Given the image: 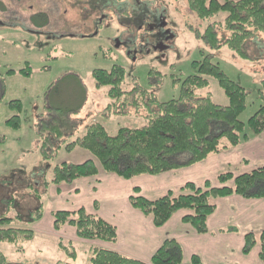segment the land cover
Returning a JSON list of instances; mask_svg holds the SVG:
<instances>
[{
	"label": "rangeland",
	"instance_id": "obj_1",
	"mask_svg": "<svg viewBox=\"0 0 264 264\" xmlns=\"http://www.w3.org/2000/svg\"><path fill=\"white\" fill-rule=\"evenodd\" d=\"M89 1L95 3V0H0V228L32 230L30 235L26 230L17 233L14 242L0 240L4 264H89L91 248L99 243L112 244L121 252L136 256L134 237L148 236L149 232L142 224L139 232L129 227L134 216L127 213L123 189L134 182L133 193L142 194L165 173L114 178L118 176L102 170L94 159L96 174L54 182L55 167L63 162L78 164L92 158L83 147L66 146L81 136L89 124L103 125L109 135L116 134L121 127L146 124L148 111L129 103L140 97L142 89L152 92L153 98L160 101L178 97V81L193 73L192 62L201 58L200 51L211 54L225 75L249 93L238 118L246 122L257 108L254 90L264 79V32L256 33L244 43L247 56L241 58L226 45L209 48L203 40L207 22L196 17L187 0H145L166 10L171 32L169 47L163 56L150 51L133 60L123 47L113 48L115 43L109 40L113 36L121 41L126 38L128 32L122 33L123 17H106L94 33L95 17H84L92 10ZM39 13L48 17L43 27L31 20L35 15L39 17ZM216 31L218 38L229 34L219 25ZM114 64L125 70L120 85L123 94L118 100L109 96L110 86H95L92 76L94 69L109 70ZM26 65L29 73L19 74L17 71ZM7 69L16 73L7 75ZM134 87L135 92H126ZM196 94H209L214 103L222 106L228 103L215 78H209L208 86L197 89ZM11 100H18L19 104L11 107ZM123 102L129 106H123ZM14 115H19L17 128L6 123ZM58 131L61 135L56 136ZM233 147L227 144V150L210 154V159L232 160L206 180L210 186H231L232 178L219 180L218 176L242 173L239 170L245 166V159L240 157L239 165L236 154L241 148ZM181 171L176 170L179 174ZM79 208L115 224L117 241L82 239L68 223L54 226L55 211L71 212ZM161 230H157L159 234ZM223 247L225 251L232 250L228 244ZM251 250L244 260L248 264H263ZM193 261L192 258L191 264ZM182 262L188 263L186 256Z\"/></svg>",
	"mask_w": 264,
	"mask_h": 264
},
{
	"label": "trees",
	"instance_id": "obj_2",
	"mask_svg": "<svg viewBox=\"0 0 264 264\" xmlns=\"http://www.w3.org/2000/svg\"><path fill=\"white\" fill-rule=\"evenodd\" d=\"M187 3L196 17L207 22L203 40L211 49L226 45L241 58H246L244 43L256 33L264 32V0H187ZM35 16L31 17V20L39 24V27L48 23L45 13H39V17ZM216 25L227 30L229 34L218 38ZM199 53L201 58L192 62L193 73L178 81V97L160 101L153 98L152 92L142 89L140 97H134L129 103L136 106L135 108H145L148 111L146 124L140 127H121L114 135H109L99 123L89 124L81 136L66 146L69 149L75 146L83 147L91 153L92 158L78 164L63 162L57 165L54 182L96 174L94 159L103 170L113 172L124 179L143 173L155 175L202 161L209 154L226 148L227 144L237 145L254 135L264 134V79L254 90L257 108L248 120L243 122L238 116L245 108L249 93L225 75L218 63L213 61L211 54L202 51ZM124 71L123 66L117 64L112 65L109 70L94 69L92 76L95 86H110L109 96L118 100L119 95L123 94L120 85ZM17 72L27 75L28 65ZM15 73V70L7 69L5 74ZM209 78H215L224 90L228 98L226 105L214 103L209 94H196L197 89L208 86ZM126 92H135V87ZM18 104V100L9 102L11 107ZM129 104L123 102V106ZM6 123L17 128L20 123L19 115L10 117ZM59 133L61 132L58 131L56 136L61 135ZM223 139L224 143L221 142ZM218 178H232L233 184L216 187L210 186L208 181H205L203 186L187 182L177 194L168 191L158 198L148 199L134 193L129 196V202L149 216L156 227H161L177 210L186 209L189 213L184 215L182 220L202 234L207 231L206 220L215 207L211 202L213 198L231 194L264 197V166L235 176L231 173L220 174ZM54 215V226L68 223L74 227L79 238L104 242H114L117 238L113 224L95 214L87 213L83 208L71 212L58 210ZM3 220L1 219L2 222ZM23 230L29 235L32 231L12 227L0 228V240L14 242L17 233H25ZM257 243L259 258L264 264V229L257 239L252 233L244 236L242 252L249 253ZM71 254L74 256L72 252ZM192 258L193 264H198V259L194 256ZM181 259L180 245L174 239H167L154 252L148 263L112 249L94 246L89 264H178ZM0 264H4L3 255H0Z\"/></svg>",
	"mask_w": 264,
	"mask_h": 264
},
{
	"label": "crops",
	"instance_id": "obj_3",
	"mask_svg": "<svg viewBox=\"0 0 264 264\" xmlns=\"http://www.w3.org/2000/svg\"><path fill=\"white\" fill-rule=\"evenodd\" d=\"M230 146L233 147L234 145ZM236 146H240L241 148L236 154V159L238 160L241 157L245 159L246 162L245 166L239 170L240 172H250L256 167L264 166V134L254 135L248 140L238 143L234 147ZM224 150H227V147L224 148ZM210 158L209 154L202 161L189 166L165 171L163 172L165 174L160 173L162 175L159 177L158 183L153 182V185L149 186L148 190H143L140 195L148 199H155L166 194L168 191L177 194L180 192V188L187 182H192L197 186H203L204 182L212 177L220 167L222 169L229 166L232 161L225 157ZM238 162L240 165L242 160L240 159ZM247 164H252L253 166L250 167L247 166ZM176 170H183L181 171L183 173L179 174ZM114 178L122 177L118 176ZM135 187L136 183H129L127 187L123 189V192L126 193L127 197V213L134 216L129 227H135L139 232L141 227L139 224H142L149 232L148 236L141 235L140 238L139 235L134 237V241L137 244L135 255L138 258H135L136 256L133 254L121 252L119 249L114 248L112 244L106 246L105 243H99L96 246L112 249L125 256L148 263L154 252L165 240L174 239L181 247V260L184 261V256H186L187 264H191L193 256L198 259V264H248L246 260H244V257L248 253L245 255L242 252L244 236L248 233H252L257 239L260 232L264 229V197H244L239 194H231L213 198L211 202L214 203L215 207L213 212L207 217V231L199 234L189 223L186 225L187 222L182 220L184 215L189 213L186 209L177 210L161 227L154 226L149 216L134 208L129 202V196L134 194L133 188ZM145 217H149V220ZM115 227L117 226L115 225ZM159 229H163L160 231V234L157 231ZM158 235L160 237H158ZM118 236L117 234V238L113 243L117 241ZM224 243L230 245L232 250L225 251L223 247ZM93 247L91 248V252ZM231 251H234L235 254L231 255ZM251 251L255 252L257 257H259V243H257L254 246V250ZM227 255L231 256L228 257ZM238 255H241L239 261L237 260ZM232 260H235V262L231 263ZM182 261L178 264H184Z\"/></svg>",
	"mask_w": 264,
	"mask_h": 264
},
{
	"label": "flooded vegetation",
	"instance_id": "obj_4",
	"mask_svg": "<svg viewBox=\"0 0 264 264\" xmlns=\"http://www.w3.org/2000/svg\"><path fill=\"white\" fill-rule=\"evenodd\" d=\"M90 7L92 10H89L84 17H95L94 33H97L102 27L106 17H123L124 22L122 24L125 25V31L122 33L128 32L126 38L121 41L117 36H113L109 40L115 43L112 44L113 48L123 47L126 54L133 60L137 58L138 54L149 53L150 51L159 52L163 56L169 47L171 32L170 21L167 20L168 15L164 8L155 7L151 1L111 2L110 0H95L94 4L90 2ZM92 11L97 13L92 14ZM105 11H113V14H105ZM104 26L110 28V24ZM140 30L143 32L141 31V34L136 35ZM94 33L93 35H95Z\"/></svg>",
	"mask_w": 264,
	"mask_h": 264
}]
</instances>
